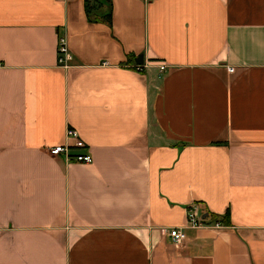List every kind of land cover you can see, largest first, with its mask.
Returning <instances> with one entry per match:
<instances>
[{"label":"crops","instance_id":"crops-1","mask_svg":"<svg viewBox=\"0 0 264 264\" xmlns=\"http://www.w3.org/2000/svg\"><path fill=\"white\" fill-rule=\"evenodd\" d=\"M95 2L0 0V264H264V0Z\"/></svg>","mask_w":264,"mask_h":264},{"label":"built area","instance_id":"built-area-1","mask_svg":"<svg viewBox=\"0 0 264 264\" xmlns=\"http://www.w3.org/2000/svg\"><path fill=\"white\" fill-rule=\"evenodd\" d=\"M73 56L69 51L66 43V38L59 35L57 38V66L62 69H67L71 66ZM2 66L0 62V67ZM137 71H141L142 66L136 67ZM160 72L165 71L166 66L160 65ZM233 71L232 68L229 69ZM66 143L56 145L47 149L51 157H62L67 163H78L82 165H90L92 163L91 155L88 151V146L80 138L78 132L68 127L65 132ZM186 223L191 229L211 228L221 229L224 225L218 220L208 221L207 218L199 214L194 205L186 209ZM174 245L180 244L184 238V232L181 229H170L167 233Z\"/></svg>","mask_w":264,"mask_h":264},{"label":"trees","instance_id":"trees-1","mask_svg":"<svg viewBox=\"0 0 264 264\" xmlns=\"http://www.w3.org/2000/svg\"><path fill=\"white\" fill-rule=\"evenodd\" d=\"M85 10L87 11V12H89L90 10H91V8L88 6V4H87V0H85ZM110 18H111V16L110 15H108L107 16V21H108V24L110 25ZM137 59V65H140V66H143V63H142V56L141 57H137L136 58ZM226 219H228V213H226L225 214V216H224V220H226Z\"/></svg>","mask_w":264,"mask_h":264},{"label":"rangeland","instance_id":"rangeland-1","mask_svg":"<svg viewBox=\"0 0 264 264\" xmlns=\"http://www.w3.org/2000/svg\"><path fill=\"white\" fill-rule=\"evenodd\" d=\"M87 4H88V6L91 8V9H94L95 7H96V2H95V0H87ZM147 65L144 63V65L142 66V69H141V72L145 69V67H146ZM148 66H151V63H148ZM157 68H158V70H159V72H160V65H157Z\"/></svg>","mask_w":264,"mask_h":264}]
</instances>
